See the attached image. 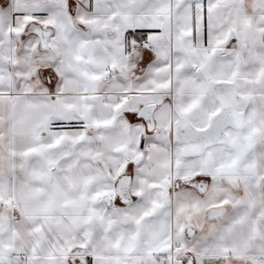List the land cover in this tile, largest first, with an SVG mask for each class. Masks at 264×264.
<instances>
[{
	"label": "snow or ice",
	"instance_id": "1",
	"mask_svg": "<svg viewBox=\"0 0 264 264\" xmlns=\"http://www.w3.org/2000/svg\"><path fill=\"white\" fill-rule=\"evenodd\" d=\"M0 264H264V0H0Z\"/></svg>",
	"mask_w": 264,
	"mask_h": 264
}]
</instances>
